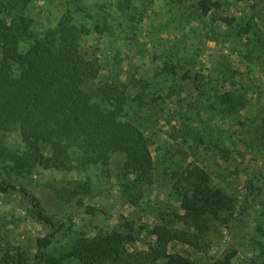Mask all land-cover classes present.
I'll return each instance as SVG.
<instances>
[{
	"label": "rangeland",
	"instance_id": "rangeland-1",
	"mask_svg": "<svg viewBox=\"0 0 264 264\" xmlns=\"http://www.w3.org/2000/svg\"><path fill=\"white\" fill-rule=\"evenodd\" d=\"M200 1L30 0L26 13L36 21L37 33L54 28L67 12L87 28L79 49L100 67L93 85L105 80L128 84L130 102L121 118L136 121L148 137L155 183L133 207L116 185L122 156L113 158L109 174L99 167L71 172L39 167L22 176L9 172L10 183L29 186L44 202L55 201L54 189L87 179L95 194L107 191L86 199L83 207L58 213L55 227L35 221L21 195L0 193V260L18 252L30 260L36 239L55 233L44 250L47 257L80 264L65 257L70 237L126 232L127 225L136 239L127 246L125 263L134 252H151L156 238L148 232L159 225L186 232V239L171 243L168 252L197 264H212L230 248L237 250L233 264L264 260V185L257 182L264 174V0H209L212 9L205 17L197 11ZM167 67L176 75L165 73ZM222 96L233 97L238 110L225 114ZM0 149L5 153L0 169L9 170L8 154L27 150L19 129L0 132ZM192 166L204 168L210 185L231 200L227 224L209 218L200 232L170 220L183 214L171 176ZM88 206L92 215L86 213ZM62 219L66 225L59 229Z\"/></svg>",
	"mask_w": 264,
	"mask_h": 264
},
{
	"label": "trees",
	"instance_id": "trees-1",
	"mask_svg": "<svg viewBox=\"0 0 264 264\" xmlns=\"http://www.w3.org/2000/svg\"><path fill=\"white\" fill-rule=\"evenodd\" d=\"M29 4L30 0H0V132L19 129L27 147L21 155L8 154L9 170L0 169V193L21 195L29 202L35 221L55 227L58 213L83 207L86 199L107 189L95 194L89 179L70 182L54 189L53 203L44 202L29 186L10 183L8 173L22 176L39 167L59 172L99 167L109 174L113 158L122 156L116 185L130 206H138L146 188L155 183V160L141 126L121 118V109L130 102L128 84L105 80L93 85L100 67L84 59L79 49L81 37L89 34L87 28L79 26L67 12L54 28L37 33L36 21L26 13ZM210 5L209 0H201L197 11L205 17L212 9ZM165 73L176 75L170 67ZM139 95L136 100L142 105ZM221 105L225 114L238 110V102L230 96H222ZM171 180L174 193L181 196L183 214H173L170 220L197 227L200 232L209 218L228 223L224 214L232 210L231 200L220 188L210 185V174L204 168L177 170ZM257 182L264 185V174ZM86 210L89 215L94 213L90 206ZM64 225L66 220L62 219L59 229ZM125 228L128 231L113 229L90 238L84 234L70 237L65 257L80 264H156L161 259L166 264H197L189 257L168 252L171 243L186 239V232L165 225L149 230L156 238L151 252H134L130 256L133 260L125 263L127 246L136 239L133 228ZM54 237L55 233L38 237L36 253L30 260L22 252L6 253L0 264H61L44 252ZM236 255V248H230L212 264H233ZM252 264H264V260Z\"/></svg>",
	"mask_w": 264,
	"mask_h": 264
}]
</instances>
